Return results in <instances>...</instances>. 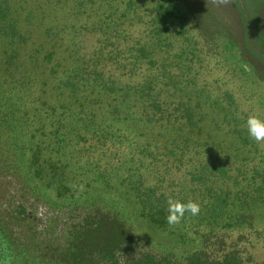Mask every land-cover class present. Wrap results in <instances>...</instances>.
<instances>
[{
	"label": "trees",
	"instance_id": "1",
	"mask_svg": "<svg viewBox=\"0 0 264 264\" xmlns=\"http://www.w3.org/2000/svg\"><path fill=\"white\" fill-rule=\"evenodd\" d=\"M172 2L186 10L205 45L221 38L264 82V0H121L120 17L129 24L90 31L94 39L86 37L88 48L75 44L74 66L51 93L58 100L106 96V118L83 113L81 125L73 128L50 115L48 126L30 129L35 120L28 106L31 80L25 86L14 82L21 91L12 86V98L21 94V105L0 104V264H9L2 256L14 249L33 252L48 264H264V224L256 222L264 210V202L257 200L264 195L263 174L258 163L230 161L209 150L206 140L193 138L203 124L201 102L192 96L197 76L189 62L170 58L164 48L171 43ZM9 13L7 0L0 2L1 32L14 44L21 37ZM198 84V90L205 89ZM133 128L160 142L140 140ZM86 143H95L86 148L95 160L91 177L108 184L121 176L141 217L159 231L177 229L179 241L193 242L191 252H136L139 242L134 243L135 232L119 215L121 203L114 204L117 214L98 207L67 221L34 216L32 203H22L30 202L27 193L53 201L70 192L51 175L57 167L49 155L76 154L78 146L77 152L84 153ZM61 155L57 163L62 165ZM84 159L74 156L73 165L80 167ZM169 198L198 202L201 211L169 225Z\"/></svg>",
	"mask_w": 264,
	"mask_h": 264
},
{
	"label": "rangeland",
	"instance_id": "2",
	"mask_svg": "<svg viewBox=\"0 0 264 264\" xmlns=\"http://www.w3.org/2000/svg\"><path fill=\"white\" fill-rule=\"evenodd\" d=\"M7 2L10 8L9 18L15 20V27L21 38L11 44L10 38L5 37L0 28V104L14 103L15 107L21 105V94L16 101L12 98L15 97L12 86L21 91L22 87L18 86H25L27 81L31 80L33 84L29 92L33 101L28 106L31 110L35 109V112L32 110L35 120L30 129L36 131L48 126L50 115L56 119L61 117L62 126L73 128L75 124L81 125L84 120L83 113L96 112L100 119L106 118V107L110 103L106 96L91 93L87 94V97L78 95L76 99L58 100L52 99L51 93L58 88V81L64 79L74 66L73 50H77L73 47L75 44L78 46V43L82 42L88 48L89 42L85 44L84 40L86 37L90 40L93 38L89 34L90 31L104 32L109 27L129 24L120 17L121 0ZM172 3L174 18H170V22L173 26L168 30L171 43H166L164 48L170 58H175L181 64L189 62L187 67H191V72L197 76V85L195 91L192 89V96L201 102L199 111L203 124L199 135L193 138L206 140L210 146L209 150L215 154L221 152L230 161L246 160L245 164L251 166L258 163L259 172L264 177V142L251 139L245 124L249 116L264 118V82L256 77L252 69L239 57L238 52L225 44L221 38L205 45L195 32L186 10L181 5ZM1 25L5 24L0 21ZM14 82H17L18 86ZM198 82L202 86L205 84V89L198 90ZM54 84L56 85L53 87ZM231 100L235 103H231ZM52 107L56 108V112H53ZM66 109L77 114L67 112ZM97 122L93 121L94 124ZM118 126L124 128L121 124ZM133 129V133L146 143L160 142L150 133ZM167 137L170 135L167 134L165 138ZM89 145L92 149L95 143H86L83 146L84 153L77 152L82 149V146H78L75 149L76 154L61 152L49 155L53 158L50 163L54 168L57 167L53 172L50 171L51 175H56L54 178L59 177V186L68 188L70 192L63 200L60 196L52 197L53 201L41 198L37 200L39 196L27 193L30 202L22 203H32L34 216L39 220L56 217L57 220L67 221L76 218L80 211L98 207H105L117 214L114 204L121 203L123 209L118 211L119 215L123 220H127L128 229L132 233L135 232V240L139 242V246L135 248L136 252L145 249L159 254L175 250L178 256L191 252L194 248L193 242L189 238L179 241L177 229L159 231L141 217L139 207L132 200V192L124 187L128 183L122 184L121 176L118 175L108 184H100L91 177L90 170L95 167V160L88 158L86 148H89ZM61 154H65V157H62V165L57 163ZM79 155L85 156V163L81 162L80 167L73 165L74 156L78 158ZM260 183L264 186L263 182ZM88 199L97 200L89 202ZM257 200L264 202V195L257 197ZM260 213L256 216V222L262 225L264 210ZM12 251H4L7 254L2 256L9 264H48L38 261L37 254L33 252L24 254L22 250L18 252L14 249L13 254Z\"/></svg>",
	"mask_w": 264,
	"mask_h": 264
},
{
	"label": "clouds",
	"instance_id": "3",
	"mask_svg": "<svg viewBox=\"0 0 264 264\" xmlns=\"http://www.w3.org/2000/svg\"><path fill=\"white\" fill-rule=\"evenodd\" d=\"M245 124L247 134L251 139L256 142H264V118L255 115L249 116ZM200 211L201 206L198 202L188 201L185 203L169 198L167 223L169 225L179 224L185 218L186 213L197 216Z\"/></svg>",
	"mask_w": 264,
	"mask_h": 264
},
{
	"label": "flooded vegetation",
	"instance_id": "4",
	"mask_svg": "<svg viewBox=\"0 0 264 264\" xmlns=\"http://www.w3.org/2000/svg\"><path fill=\"white\" fill-rule=\"evenodd\" d=\"M60 220H61V219H60ZM135 242H136V240L134 241V243H135ZM132 244H133V243H132ZM131 247H133V248H134V247H135V245L133 244Z\"/></svg>",
	"mask_w": 264,
	"mask_h": 264
}]
</instances>
